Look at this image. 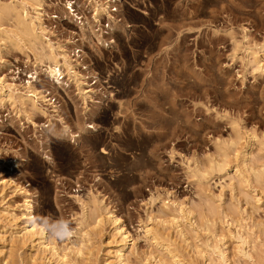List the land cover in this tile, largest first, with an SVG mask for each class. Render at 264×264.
<instances>
[{
	"label": "rangeland",
	"instance_id": "rangeland-1",
	"mask_svg": "<svg viewBox=\"0 0 264 264\" xmlns=\"http://www.w3.org/2000/svg\"><path fill=\"white\" fill-rule=\"evenodd\" d=\"M67 1L41 0L43 18L53 44L78 57L91 98L82 100L66 76L60 94L49 95L59 105L53 123L31 113L39 127L10 103L0 105V178L13 176L34 192L37 221L65 219L74 234L55 239L59 256L24 247L16 264H61L63 254L69 264H116L113 229L108 221L96 227L94 196L129 230V264H177L147 227L170 238L184 264H224L212 250L217 245L226 264H264V181L248 173L264 163V70L255 71L253 63L254 56L264 62V0H110L122 26L113 29L107 15L94 21L105 42L100 47L79 28L93 15L87 1L71 0L79 12L74 20L65 12ZM18 43L0 53L7 60L0 61V75L24 84L33 74L48 92L52 79L41 67L35 73L33 49ZM78 119L96 128L72 141L64 126L75 130ZM225 153L224 170L211 169ZM22 204L23 195L10 188L0 197V209L19 216ZM83 228L89 234L80 256L65 248L82 242ZM240 235L251 241L244 246L254 259L238 253ZM4 244L0 264L10 250Z\"/></svg>",
	"mask_w": 264,
	"mask_h": 264
},
{
	"label": "bare ground",
	"instance_id": "bare-ground-1",
	"mask_svg": "<svg viewBox=\"0 0 264 264\" xmlns=\"http://www.w3.org/2000/svg\"><path fill=\"white\" fill-rule=\"evenodd\" d=\"M87 1V8H90L93 11L92 17H85L81 24H79V28L81 31V35L84 37L86 33H89L91 36L96 38V44L101 45L102 39L94 32L93 22L99 21L104 16H108L109 19H112L114 22L112 24V28H119L122 24L119 23L120 20H116V16L113 15L111 10L109 9V2L108 0H86ZM72 3L71 0L67 1V4ZM73 6L66 7L69 8L66 11L67 15L70 19L74 20V16H78L79 12L76 11L78 8L73 9ZM78 6V5H77ZM43 5L41 0H11V1H0V53L4 51V46L8 47V45L15 46L18 42H23L30 44L28 45L33 49L35 61L34 64V71L38 73V68L40 70H44L48 76L52 79V86L50 90L39 89L34 82V75L31 74L29 78L33 80H28L24 84L12 83L13 81L9 82L6 78V75H0V105H5L10 103L12 106L16 107L17 113L25 115L28 117V120L35 126L39 127L40 124L33 121L31 116L34 112H39L46 118L47 121L53 123V118L55 117V113H58V106L57 104H53L51 102L53 100L52 97H49L51 94L58 93L60 94V88H64V84H66L64 77L67 76L68 79H73L77 85L78 94L81 95L86 102L87 98L90 97V92L92 89H88L85 86L87 85L86 80H84V74L77 70L76 65L78 63V57L72 58V56L68 53V49L62 47L61 45H54L50 37H48V29L45 25L44 16H45V9L43 11ZM80 9V8H79ZM55 17V16H53ZM78 18V17H77ZM8 22L12 25V29L5 28L4 23ZM6 24V23H5ZM9 27V26H8ZM89 35V36H90ZM88 36V37H89ZM90 36V37H91ZM102 36V35H101ZM85 38V37H84ZM81 37L82 39H84ZM93 38V37H92ZM94 38V39H95ZM79 39L75 41H71L70 43H78ZM84 41V40H83ZM22 43V45H23ZM15 44V45H13ZM19 44V43H18ZM20 45V44H19ZM16 45V46H19ZM10 46V47H12ZM20 47V46H19ZM22 47V46H21ZM98 46H96L97 48ZM9 48V47H8ZM7 49V48H6ZM98 49V48H97ZM32 51V50H30ZM99 51V50H98ZM3 58L0 57L1 63L7 62V60H2ZM78 59V60H77ZM254 70H264V62L260 61L257 56H254ZM1 66V65H0ZM78 67V65H77ZM1 74V73H0ZM62 77V78H61ZM88 102V101H87ZM53 108V109H51ZM60 108V107H59ZM55 112V113H54ZM32 113V115H31ZM54 113V114H53ZM31 115V116H30ZM58 116V115H56ZM56 118V117H55ZM45 125V124H44ZM47 126V125H45ZM50 126V124H48ZM95 125L92 123H86L83 119H78L76 123V129L73 130L69 125L64 126V133L67 134L72 141H76L79 137L84 135L87 129H95ZM233 143V142H231ZM235 144V143H233ZM103 153H107L106 150L101 149ZM247 153L244 154V165H247ZM49 157V156H48ZM228 155L227 153L224 154V158L220 162H213L211 161V169L217 170H224L225 166L227 165ZM249 169V170H248ZM248 173H252L255 175V181L261 183L264 181V163L259 166V168H248ZM245 170V171H247ZM198 173L204 175L206 172ZM199 174V175H200ZM251 177V176H250ZM242 183H249V178L245 175H241ZM252 183V182H251ZM12 189L14 193H19L23 195V206L24 212L21 213L19 216L16 213H11L6 209H0V219L6 221L3 225V230L0 231V253L5 251V242L8 241L9 252L7 251V256L3 258L5 260V264H8V261H14L13 264H16L19 260V254L17 253L21 248L28 247L29 250L31 249H38V251H42L46 253L51 252L53 255L59 256V246L55 239H50L48 237V233L43 231L38 226V221L36 220L35 215H33V208H34V201H35V194L31 192L26 186L20 185L13 176H9L8 178H0V197H5V191L7 189ZM81 195L72 194V197H75L77 201L84 204L83 199L80 197ZM94 199V211L97 215L95 220L96 227L105 221H108L110 226L113 229V235L111 236L112 240L110 241L114 244L113 256L115 258L116 264H129L128 259L126 257V252L128 249V245H130L131 235L125 225L123 224L121 218L114 212V210L109 209L106 206H101L103 203V199H98L95 196ZM187 214L193 215V210L188 209ZM88 214L83 212L82 220L80 221L81 224L86 220ZM177 216L175 215L172 218V223L177 225L178 220H176ZM22 218L24 220L23 225L19 224L18 219ZM210 221V220H209ZM207 221V222H209ZM87 223V222H86ZM85 223V224H86ZM214 222H212L213 225ZM100 225V226H101ZM209 225V223H208ZM95 226V225H94ZM179 226V225H178ZM86 227V226H85ZM208 227V226H207ZM7 230L4 231V229ZM86 228L80 229V232L83 236L82 242H79L78 245L75 243H71L70 245H66L65 249L70 250L72 253H76L78 255L84 254V248L86 244L84 243L85 237L88 236L89 232L85 230ZM11 230V231H10ZM10 231V235L8 238H4L5 233ZM146 233L150 236L153 243L159 246L162 250L166 251L171 255L173 261L177 264H184L182 262V258H180V254L177 252L176 248L174 247V243L170 240V238L166 237L159 229L152 227L146 228ZM180 233L183 234V231L180 229ZM72 237V236H70ZM70 237H68L70 239ZM241 240L242 246L238 249V253L242 254V256L254 259L252 254L249 250L246 249L244 246L247 244L249 247L251 246V241L247 240V238L239 236ZM86 240H89V238ZM7 245V244H6ZM254 249V246H253ZM213 252H216L218 256L222 259L223 263H227V255L224 249L220 246H214ZM68 251L69 253H71ZM5 253V252H4ZM29 258L32 260H38L39 258L36 257V254H29ZM36 255V256H35ZM77 255V256H78ZM88 256V255H87ZM261 256V255H260ZM62 260L61 264H69V261L65 258L67 257L66 254L60 256ZM262 257V256H261ZM17 258V259H16ZM22 259V258H21ZM17 260V261H16ZM36 260V261H37ZM22 262V261H21ZM256 262V261H255ZM253 262V264H255ZM260 262V257H259ZM94 264V263H93ZM107 264H111L108 262ZM257 264H261L258 263Z\"/></svg>",
	"mask_w": 264,
	"mask_h": 264
},
{
	"label": "clouds",
	"instance_id": "clouds-1",
	"mask_svg": "<svg viewBox=\"0 0 264 264\" xmlns=\"http://www.w3.org/2000/svg\"><path fill=\"white\" fill-rule=\"evenodd\" d=\"M38 226L52 239H64L74 234L69 221L62 218L58 220H52L49 217L39 218Z\"/></svg>",
	"mask_w": 264,
	"mask_h": 264
},
{
	"label": "built area",
	"instance_id": "built-area-1",
	"mask_svg": "<svg viewBox=\"0 0 264 264\" xmlns=\"http://www.w3.org/2000/svg\"><path fill=\"white\" fill-rule=\"evenodd\" d=\"M108 2L110 3L111 1L110 0H108ZM71 5H69V7H70V9H71V6L73 5L72 3H70ZM115 6L114 5H112V9H111V4H109V9L111 10V12H115V11H117V8H114ZM114 8V9H113ZM101 24V21L99 22V24H97V26H99ZM108 26H109V24H108ZM62 78V77H61ZM65 78V77H64ZM55 101V100H54Z\"/></svg>",
	"mask_w": 264,
	"mask_h": 264
}]
</instances>
